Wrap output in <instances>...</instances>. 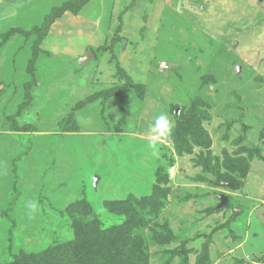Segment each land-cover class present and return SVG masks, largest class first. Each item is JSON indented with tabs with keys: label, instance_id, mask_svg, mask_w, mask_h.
Instances as JSON below:
<instances>
[{
	"label": "rangeland",
	"instance_id": "374dc122",
	"mask_svg": "<svg viewBox=\"0 0 264 264\" xmlns=\"http://www.w3.org/2000/svg\"><path fill=\"white\" fill-rule=\"evenodd\" d=\"M15 262L264 264V0H0Z\"/></svg>",
	"mask_w": 264,
	"mask_h": 264
},
{
	"label": "clouds",
	"instance_id": "9594fccd",
	"mask_svg": "<svg viewBox=\"0 0 264 264\" xmlns=\"http://www.w3.org/2000/svg\"><path fill=\"white\" fill-rule=\"evenodd\" d=\"M173 127V121H171L166 112H161L155 117V122L150 124L149 133L152 134L155 139H166L171 133ZM150 147L155 149V140L150 144ZM28 208L34 213L38 205L35 202H29Z\"/></svg>",
	"mask_w": 264,
	"mask_h": 264
},
{
	"label": "water",
	"instance_id": "95a60500",
	"mask_svg": "<svg viewBox=\"0 0 264 264\" xmlns=\"http://www.w3.org/2000/svg\"><path fill=\"white\" fill-rule=\"evenodd\" d=\"M90 57H92V53L91 52H89L85 57L80 58L79 61H78V63L79 64L84 63L85 61H88V59H90ZM226 200L227 199L225 197H221L220 198V201H221L220 207L226 205V203H227Z\"/></svg>",
	"mask_w": 264,
	"mask_h": 264
},
{
	"label": "trees",
	"instance_id": "16d2710c",
	"mask_svg": "<svg viewBox=\"0 0 264 264\" xmlns=\"http://www.w3.org/2000/svg\"><path fill=\"white\" fill-rule=\"evenodd\" d=\"M80 4H81V3H80ZM80 4H79V5H80ZM44 24H45V21H44ZM79 243H80V242H79ZM88 248H90L92 251H96V250H95V246L92 245V244H91V245H88ZM53 261L58 262L59 260H52L51 262H53ZM15 263L17 264V262H15ZM62 264H64V263L62 262Z\"/></svg>",
	"mask_w": 264,
	"mask_h": 264
}]
</instances>
